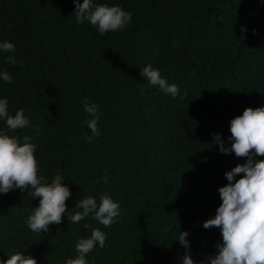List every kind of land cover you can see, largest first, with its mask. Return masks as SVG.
Masks as SVG:
<instances>
[{"label": "trees", "instance_id": "trees-1", "mask_svg": "<svg viewBox=\"0 0 264 264\" xmlns=\"http://www.w3.org/2000/svg\"><path fill=\"white\" fill-rule=\"evenodd\" d=\"M95 2L119 5L130 22L100 35L75 22L72 0H0V41L15 45L0 54V70L12 77L0 81V97L30 121L14 132L0 128L34 138L37 175L50 182L59 174L70 189L65 216L80 211L79 199L99 202L101 194L120 214L108 227L62 216L37 234L24 220L38 198L10 190L0 194V259L21 251L37 264H64L77 254L75 241L97 228L106 239L88 264H180L179 231L189 232L194 264H207L221 234L202 222L220 203L223 173L245 160L219 153L212 134L227 144L229 120L264 105V0ZM145 65L176 84L178 95L140 77ZM85 96L100 113L94 142L82 126Z\"/></svg>", "mask_w": 264, "mask_h": 264}, {"label": "clouds", "instance_id": "clouds-1", "mask_svg": "<svg viewBox=\"0 0 264 264\" xmlns=\"http://www.w3.org/2000/svg\"><path fill=\"white\" fill-rule=\"evenodd\" d=\"M74 10L72 16L77 24L87 22L100 35L124 29L131 20V12L119 5L96 3L95 0H72ZM15 45L7 40L0 41V54L14 53ZM7 63L15 64L12 55L4 56ZM139 76L149 85L157 86L163 93L176 97L179 89L176 84L168 83L161 77L159 69L145 65L139 69ZM0 81L11 83L12 77L0 70ZM182 98V97H181ZM83 111L87 114L82 126L86 125L91 135L85 136L86 141L94 142L99 137L97 122L100 117L98 105L90 102L85 96L81 98ZM0 122L9 132L30 126L29 118L23 109L9 112L6 98L0 97ZM230 135L227 144L219 134H212L219 153H233L236 157L245 158L242 164H237L223 173L227 183L217 189L220 203L211 218L202 222V227L219 228L221 242L215 245V254L211 255L207 264H264V105L255 108H245L240 115L228 122ZM38 132L39 129H36ZM33 137L15 135L9 136L0 128V194L10 190L24 192L38 198V204L24 220L25 225L34 233L47 232L49 225L61 223L62 216L70 223L76 224L91 217L104 227L112 224L120 214V207L111 197L101 194L99 202L89 195L79 199L75 207L80 211L65 216V201L71 196L69 187L62 184L61 175L55 174L51 181L37 175V161L34 156L36 144ZM238 174L239 178L237 177ZM107 183L108 178L104 177ZM88 228L87 223L84 224ZM188 231H179V245L185 250L180 264H194L190 253ZM106 236L97 228L90 235L75 241V258H67L64 264H88L86 256L94 247H104ZM0 264H37L34 257L16 251L0 259Z\"/></svg>", "mask_w": 264, "mask_h": 264}]
</instances>
